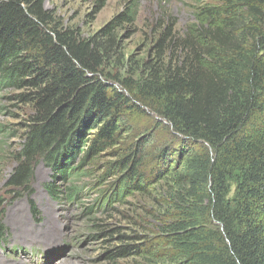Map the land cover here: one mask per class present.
<instances>
[{
    "label": "trees",
    "instance_id": "16d2710c",
    "mask_svg": "<svg viewBox=\"0 0 264 264\" xmlns=\"http://www.w3.org/2000/svg\"><path fill=\"white\" fill-rule=\"evenodd\" d=\"M216 1L182 35L165 26L148 74L133 81L103 67L114 32L135 24L137 0L100 31L102 41L56 23L45 0H0V89L21 91L14 98L30 110L5 187L12 201L26 193L34 222L40 212L28 185L37 164L50 170V199L72 204L83 166L114 149L106 173L119 182L85 215L162 180L159 205L172 222L158 229L155 248L124 245L105 260L144 253L170 264H264V0ZM106 2L96 0V12ZM137 103L159 119L165 147L143 134L116 150L132 132ZM143 167L154 168L145 175ZM57 178L69 184L63 193ZM4 204L0 197V244L8 238Z\"/></svg>",
    "mask_w": 264,
    "mask_h": 264
},
{
    "label": "rangeland",
    "instance_id": "374dc122",
    "mask_svg": "<svg viewBox=\"0 0 264 264\" xmlns=\"http://www.w3.org/2000/svg\"><path fill=\"white\" fill-rule=\"evenodd\" d=\"M129 1L133 0H107L99 12H96V0H45L44 8L53 13L55 22L63 27L77 30L83 38L102 41L100 31ZM137 1L135 24L123 25L114 32L116 46L111 60L103 67L111 76L133 81L148 74L145 64L154 60L152 49L165 26L174 23L175 32L182 35L194 23L199 8L217 2ZM19 93L21 91L0 89V197L5 200L3 226L8 232L7 240L0 244V264H170L144 253L115 262L103 257L106 251L115 253L124 245L142 244L145 249L155 248L160 233L158 229L172 222L159 205L166 199L162 180L157 184L151 182L147 193L125 192L120 202L113 199L104 210H96L94 206L93 214L85 215V209L90 211L93 201L99 199L100 205L119 182L121 175L106 173L109 163L117 161L112 154L114 149L94 155L91 163L83 166L81 173L85 177L74 184L71 182L81 190L79 202L72 204L50 199L44 190V185L50 181V170L42 163L37 164L28 186L40 212L39 223L30 216L26 193L19 192L22 196L11 200L13 195L9 194L5 183L16 166L13 155L20 148L24 123L30 114L29 107L14 98ZM137 105L138 113L130 115L127 120L131 135L123 138L116 150L124 149L125 144L143 134L152 135L155 146L165 147L163 143L167 134L158 127L159 119L141 104ZM78 163V160L74 162L75 165ZM146 167H143L145 175L154 168L146 170ZM54 185L62 193L69 187L59 178L55 179ZM122 236L128 239L120 240ZM134 237L141 240L135 241Z\"/></svg>",
    "mask_w": 264,
    "mask_h": 264
}]
</instances>
